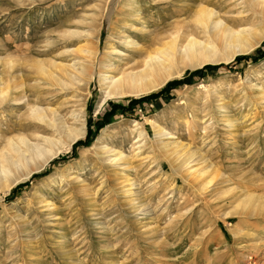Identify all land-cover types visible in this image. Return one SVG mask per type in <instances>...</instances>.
<instances>
[{"label": "rangeland", "instance_id": "rangeland-1", "mask_svg": "<svg viewBox=\"0 0 264 264\" xmlns=\"http://www.w3.org/2000/svg\"><path fill=\"white\" fill-rule=\"evenodd\" d=\"M197 1L0 0V77L8 85L22 78L28 96L54 99V108L83 109L87 124L70 151L59 146L39 172L18 180L24 169L8 191L0 188V264H264V202L234 209L248 195L264 199V42L194 76L203 68L178 66L180 78L157 93L111 99L100 109L98 78L64 91L35 84L44 78L41 62L55 71V62L87 57L72 52L79 46L94 51L88 63L107 57L132 70L144 59L139 53L170 39L178 24L184 37L204 41L193 22ZM216 7L237 9L231 0ZM12 104L0 106V157L12 153L8 139L25 133L18 126L27 109ZM146 119L199 151L198 167L208 163L210 177L176 172ZM136 122L147 133L141 151ZM102 136L131 158L132 169L107 162ZM127 176L136 182L132 197Z\"/></svg>", "mask_w": 264, "mask_h": 264}, {"label": "bare ground", "instance_id": "bare-ground-1", "mask_svg": "<svg viewBox=\"0 0 264 264\" xmlns=\"http://www.w3.org/2000/svg\"><path fill=\"white\" fill-rule=\"evenodd\" d=\"M221 1H197L201 2V5L198 9L196 8L193 22L198 36L204 38V41L193 35L184 37L183 30L181 31L180 28L185 24H178L176 34L171 35L170 39L161 44L158 43L160 41L158 39L157 46H152V50L140 52L139 55L141 58L144 56V59L140 62L135 61L136 66L134 65L135 69L132 70L128 69L129 66L122 64L123 60L116 61L107 57L98 60L97 64L88 63L89 58L96 57L93 56L94 51L88 49L89 46H79L72 52L79 56L87 55V57L81 56L70 64L55 62L53 63L55 71L47 69L48 67L45 68L41 62L39 71L44 78L37 80L35 84L38 90L49 86L58 87L64 91L68 85L74 86L81 83V79L98 78L103 94L102 102L98 106L100 109L111 99L139 98L157 93L169 82L180 78L182 71L178 66H183L184 71H191L204 68L208 64H228L239 56L248 55L257 50L264 42V0H231L237 9L234 11L224 9L223 14L220 12L221 9L218 7L220 9L218 11L216 7V5H220ZM186 31L184 32L186 33ZM187 32L189 33V30ZM128 46H132L138 51L137 48L140 47V44L129 41ZM19 82L20 84H15L14 81L15 85L10 83L9 86L5 84L3 77H0V106L9 101H12V105L17 107L24 105L27 110L22 116V124L21 127L18 126V130L25 133L31 131L30 134L24 133L18 137L17 141H14V138L8 139L9 149H12V153L8 154V152L0 157V188L7 191L16 184L11 181L13 175L16 176L25 169L27 173L18 176V180L24 176L30 178L33 173L39 172L43 165L52 160L60 148L59 146L65 145L70 151L80 139L85 138L87 133L83 109L54 108L52 106L54 99H44L41 96L35 98L36 96L33 94L34 98H32V96H28L30 91L26 88L22 78ZM5 85L7 86L4 87ZM51 93L53 92L49 91L47 94ZM41 94L43 95V92ZM259 96L264 99V92ZM146 121L152 126L155 133L157 140V148H155L158 153L166 157L174 168L176 167V172L183 170L188 177L196 176L197 180L206 181L210 177L211 169L208 163L198 167L201 166L199 164L203 157L199 155V151L195 152L187 148L153 120L146 119ZM135 127L139 131L136 143L140 144L138 149L141 151L147 143V133L142 129L141 123L136 122ZM11 132L13 131L11 130ZM103 138V136L99 138L97 145L101 149L100 154L107 159V162L120 168L125 166L132 169L131 158L121 150H115L107 144V146L105 143L103 144ZM142 142L144 143L142 144ZM150 156L149 154L148 157ZM121 169L123 170V168ZM64 177L70 179L71 176L65 174ZM126 178L128 179L125 183L127 185L125 193L132 197L135 194L136 182L133 177L127 176ZM251 195L246 196L244 201H240L234 208L235 211L244 207L249 210H255L257 207L260 209L264 199L259 204L260 201L256 199L258 196ZM137 205L144 207L142 199L137 200Z\"/></svg>", "mask_w": 264, "mask_h": 264}, {"label": "trees", "instance_id": "trees-1", "mask_svg": "<svg viewBox=\"0 0 264 264\" xmlns=\"http://www.w3.org/2000/svg\"><path fill=\"white\" fill-rule=\"evenodd\" d=\"M263 57H264V52H263ZM242 59H244V58H242ZM237 61H240V59L238 60V58H237ZM208 68H211V66L210 65H208V66H205L202 70H198L197 72H195V73H193L191 76H194L195 74H201V73H204V71L205 70H208ZM204 70V71H203ZM187 81V80H186ZM171 84V83H170ZM169 84V85H170ZM80 144V143H79Z\"/></svg>", "mask_w": 264, "mask_h": 264}]
</instances>
